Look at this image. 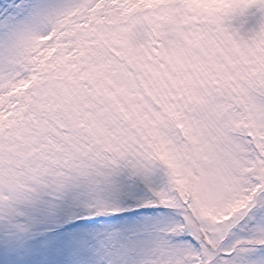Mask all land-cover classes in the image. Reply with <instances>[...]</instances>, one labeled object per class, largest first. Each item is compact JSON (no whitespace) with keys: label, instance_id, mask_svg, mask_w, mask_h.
<instances>
[{"label":"snow or ice","instance_id":"6c2138e0","mask_svg":"<svg viewBox=\"0 0 264 264\" xmlns=\"http://www.w3.org/2000/svg\"><path fill=\"white\" fill-rule=\"evenodd\" d=\"M0 264H264V0H0Z\"/></svg>","mask_w":264,"mask_h":264}]
</instances>
